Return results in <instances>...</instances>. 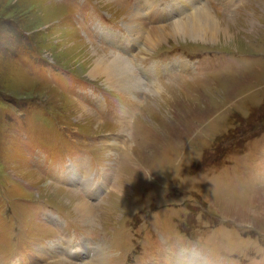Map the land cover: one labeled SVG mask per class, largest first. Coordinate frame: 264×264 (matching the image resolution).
<instances>
[{"label": "rangeland", "instance_id": "374dc122", "mask_svg": "<svg viewBox=\"0 0 264 264\" xmlns=\"http://www.w3.org/2000/svg\"><path fill=\"white\" fill-rule=\"evenodd\" d=\"M184 1L0 0V264H33L69 234L74 244L106 241L95 245L107 258L88 264H176L194 253L207 264H264V0ZM201 8L233 37L163 38L146 51L129 25L137 12L163 27ZM95 44L130 60L137 98L90 72ZM88 152L94 165L83 162ZM69 153L91 182L110 166L113 187L105 176L88 198L83 184L62 180L68 161L61 175L49 163L63 167ZM78 198L94 203L93 223L76 216Z\"/></svg>", "mask_w": 264, "mask_h": 264}, {"label": "bare ground", "instance_id": "6f19581e", "mask_svg": "<svg viewBox=\"0 0 264 264\" xmlns=\"http://www.w3.org/2000/svg\"><path fill=\"white\" fill-rule=\"evenodd\" d=\"M176 1H178V0H176ZM188 2L191 4L190 9L195 7L194 5L196 2H193V0H192V3H191V0H188ZM188 2L184 1V3L186 5H189ZM59 8H61L63 10L67 9V7H65L63 5H59ZM156 10H157V3H154V7H153V11H152L153 18H151V21L154 20L155 13L157 12ZM210 10L207 8H201V9H198L196 11H191V12H193V14H191L190 18H188L184 21L177 20L176 22H173L172 25L169 24L170 26H163V27L151 26L152 28L149 25H147L146 20L144 19L142 14L140 12H137L134 15L135 20L131 19L129 22V25L131 27L132 33L135 34V36H136V40H137L138 44H140L141 41L144 40L146 47H147V49H145L146 51L155 49V47L160 44V41L163 38H165V42L171 37L173 38V37H179V36L188 37V38H191L194 40L195 39H199V40L201 39L203 41H206V39L209 38V41H212V42H217L218 39L221 37H224L226 39H228V38L231 39L233 37V34L228 30V28L224 29V27L221 26L222 24L220 25V23L217 21V19L214 18L213 16H211ZM164 15L165 14H163V16L161 18L165 17ZM228 19H230V18H228ZM147 21H150V20H147ZM147 29L149 30V32H148L147 36L144 38V35H145V32ZM95 46H97V47H93L94 51L92 52V54L95 55V58H94V60H92V66H91L90 72H92L93 75L94 74L95 75H104L105 77H103V78H105L104 80L106 82H108L109 84H112V86L116 85V87L119 89H122V88H124V90H125V88H127L129 90L133 89L132 92L135 93V96L137 98L138 89L141 88V80L135 79L133 81V80L128 79L129 74H131L133 76L132 65H131L130 60L128 58H124L122 56L111 54V53H110L111 56H109L104 51L100 52V50H99L100 48L98 45L95 44ZM178 66L183 68L181 66V63L178 64ZM187 66H188V64H186L184 67L186 69H189V66L188 67ZM185 68H183V69H185ZM77 103L79 106H81V108H83V110H84L83 114L85 113L84 116L87 117V119H89L90 121H92L91 123H93L94 120H97V122L99 124H103L106 127V124H104L98 120V116L95 114L94 111L89 109V107L86 108L85 106H83L82 103H79V102H77ZM79 110H80V108H79ZM81 116L83 117V115H81ZM95 124H96V121H95ZM122 127L125 129L124 126H122ZM104 141L106 142V146H109L108 149L113 150L112 148L116 149L117 146H119L118 143L116 145V141L112 140L111 138L104 139ZM85 167L80 168L77 166L74 168L77 169V173H82V174L86 175V173H84V172H86V171H84V170H86ZM75 169H74V171L76 172ZM106 170L107 171H106L105 176L107 177L108 180H110L109 179V174L111 171L110 166H107ZM74 171L70 168L69 172L61 177L62 180L63 179L65 181L72 180L73 183H79L80 182L85 187L84 190L87 192L88 196H92V195L96 196L98 190H99V193L103 190L104 184L107 181L106 179H104V182L102 184L98 182V184L100 185V189H99L96 185L93 186L95 184V182H93L91 185L90 179L86 178V180L81 181V180H79V177L76 178ZM117 179L115 181H117ZM111 182L112 181L110 180V183L108 185L112 186ZM46 183H47L46 187H51V186L53 187V184L49 183L48 181H46ZM117 187H119V186H117ZM53 188H55V187H53ZM74 193L78 194L77 192H74ZM87 194L85 193V195H86L85 197H87ZM55 195H56V193H55ZM58 195H60V193ZM66 197H68V196H62V198H65V200L70 199L69 197H68V199ZM78 200H79V198H78ZM74 201H75V202H73L74 203L73 204L74 205L73 206L74 212H75L76 216L80 217L82 222H84V223L87 222V223L91 224V223H93L94 220L98 219V216L94 212L95 211V205L93 202H91L87 198L80 199L79 201H76V200H74ZM96 207H98V206H96ZM69 238L70 237H68L65 240L64 244H59L58 242H55L54 246H51V247L46 248V249L52 255L57 253V252H65V253L70 252V255L68 254L69 256L76 257L78 259H82V260H80L81 264H88V259H91V260L93 259L95 261L94 258H98L99 255L103 254L106 251V250H102L99 247V245H95V244H91V243L87 244L85 239H83V238H81L80 241L85 242V244H82V243L74 244L72 241H67ZM74 245H76V246L80 245V247L79 248L76 247L77 249L72 250ZM85 245L90 246V247L87 248ZM49 246H50V244H49ZM85 247H86V249H85ZM92 247H96V248H92ZM80 248L85 249L84 250L85 252ZM36 253L37 252H34V256ZM82 254H84V256ZM81 255L83 257H80ZM183 255L174 258L176 264H206L205 261L203 259H201V257L196 256L194 254H186L185 256H183ZM177 256H178V254H177ZM26 257L30 258L31 260L33 259V257H29V256H26ZM86 258H87V260H86ZM45 260L46 261H54V259L50 260L47 258H43L39 254V259L36 262H33V260H32V262H33V264H38L39 262H43ZM57 261H62L59 264H68L66 262L65 257L57 258ZM13 264H19V263H13ZM20 264H23V263H20Z\"/></svg>", "mask_w": 264, "mask_h": 264}]
</instances>
